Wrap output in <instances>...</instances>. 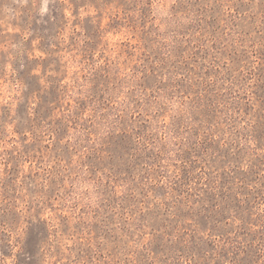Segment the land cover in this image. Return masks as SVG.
<instances>
[{
	"label": "rangeland",
	"instance_id": "374dc122",
	"mask_svg": "<svg viewBox=\"0 0 264 264\" xmlns=\"http://www.w3.org/2000/svg\"><path fill=\"white\" fill-rule=\"evenodd\" d=\"M0 264H264V0H0Z\"/></svg>",
	"mask_w": 264,
	"mask_h": 264
}]
</instances>
